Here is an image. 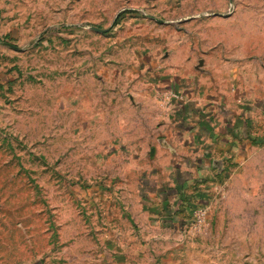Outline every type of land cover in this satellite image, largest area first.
Returning a JSON list of instances; mask_svg holds the SVG:
<instances>
[{
	"label": "rangeland",
	"instance_id": "374dc122",
	"mask_svg": "<svg viewBox=\"0 0 264 264\" xmlns=\"http://www.w3.org/2000/svg\"><path fill=\"white\" fill-rule=\"evenodd\" d=\"M161 66L217 154L162 140ZM0 264H264V0H0Z\"/></svg>",
	"mask_w": 264,
	"mask_h": 264
},
{
	"label": "crops",
	"instance_id": "0c3cea01",
	"mask_svg": "<svg viewBox=\"0 0 264 264\" xmlns=\"http://www.w3.org/2000/svg\"><path fill=\"white\" fill-rule=\"evenodd\" d=\"M174 71L179 73L177 74ZM152 72L167 76L163 79L158 78L157 80V78H154L151 80L152 85L155 83L157 87H162L158 92H165L166 103L168 105L166 108L169 109L167 119H170L172 113L174 115L176 111L179 112V114H175L173 117L174 124H170L173 128L167 132V138L162 139L170 145V150L176 152L179 151L178 147L187 148L190 144L193 148L192 144L196 141L200 147V153L210 151L211 149L217 154V149L219 150L218 143L233 141L232 110L222 104H217V106H215L216 104L213 105V102L207 104V100L201 97L203 92L201 89H198V86L192 90L189 88L186 80H179L180 77L183 80L185 75L178 69L166 71L161 66L158 69L154 68ZM176 82H178V85L175 84ZM171 93L182 95L183 101L169 100L168 97ZM240 115L242 116L240 119H243L244 114L240 112ZM200 155L204 156V154Z\"/></svg>",
	"mask_w": 264,
	"mask_h": 264
},
{
	"label": "built area",
	"instance_id": "2783aa9c",
	"mask_svg": "<svg viewBox=\"0 0 264 264\" xmlns=\"http://www.w3.org/2000/svg\"><path fill=\"white\" fill-rule=\"evenodd\" d=\"M166 97V96H165ZM169 98V100H178V101H183V96L182 95H180V94H178V93H171V95L168 97ZM168 100V101H169ZM166 101H167V98H166Z\"/></svg>",
	"mask_w": 264,
	"mask_h": 264
},
{
	"label": "water",
	"instance_id": "95a60500",
	"mask_svg": "<svg viewBox=\"0 0 264 264\" xmlns=\"http://www.w3.org/2000/svg\"><path fill=\"white\" fill-rule=\"evenodd\" d=\"M96 31L100 32V33H105L107 30H100V29H95Z\"/></svg>",
	"mask_w": 264,
	"mask_h": 264
}]
</instances>
